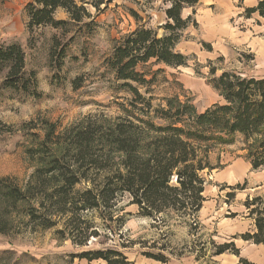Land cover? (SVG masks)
Listing matches in <instances>:
<instances>
[{
  "label": "rangeland",
  "instance_id": "rangeland-1",
  "mask_svg": "<svg viewBox=\"0 0 264 264\" xmlns=\"http://www.w3.org/2000/svg\"><path fill=\"white\" fill-rule=\"evenodd\" d=\"M31 1L0 0V43L18 42L26 49L28 67L37 73L40 93L39 97L25 99L10 92L0 93V178H9L20 188L35 171L26 150L44 140L46 123L62 132L89 118L112 124L121 117L128 118L133 97L120 88L123 83L115 79L106 60L116 43L137 28L129 11H136L143 18L140 23L149 28L166 24L162 0H114L99 10L88 6L94 18L93 31L69 34L75 40L58 69L59 60L51 59L50 53L52 38L60 37V32L51 27L37 30L35 48L28 49L24 8ZM260 1L200 0L196 7L185 9L183 17L191 16L195 23L181 33L176 51L186 57L187 65L175 68L155 60L142 64L137 71L148 84L135 86L155 109L165 107L167 99L179 98L202 113L223 102L210 83L214 77L233 72L264 78V16L258 11L247 12L257 8ZM57 18L66 20L67 16L60 11ZM162 34L160 30L159 36ZM77 78L82 79L80 89H74ZM247 153L240 135L232 144L212 147L209 160L213 170L202 174L207 201L195 217L171 215L161 222L142 218L126 195L115 214V219L122 221L110 224L92 214L90 219L99 226L102 236L86 247L59 238L55 231L62 225L53 230L13 226L9 235L0 234V264H105L75 256L109 249L122 252L135 264H264V247L243 239L255 230L245 202L264 197V167L254 170ZM236 187L245 189L234 190ZM230 193H235L233 198ZM109 225L115 232L110 234ZM231 243L239 254L232 247L216 255L219 246Z\"/></svg>",
  "mask_w": 264,
  "mask_h": 264
},
{
  "label": "trees",
  "instance_id": "trees-1",
  "mask_svg": "<svg viewBox=\"0 0 264 264\" xmlns=\"http://www.w3.org/2000/svg\"><path fill=\"white\" fill-rule=\"evenodd\" d=\"M113 1L32 0L24 8L28 49L35 48L37 30H57L61 36L52 38L50 54L51 59L58 58L61 69L75 40L69 34L93 31L95 23L88 6L99 10ZM199 3L200 0H162L166 24L157 29L142 25L143 18L129 11L137 28L116 43L106 60L115 79L123 83L120 88L133 97L128 118L121 117L115 124L89 118L62 132L46 123L44 140L26 150L35 164L29 182L20 188L11 179L0 178V234L9 235L15 225L32 230H53L62 225L55 231L59 238L86 247L102 236L99 226L90 219L92 214L110 224L122 221L115 219V214L126 195L129 205L136 206L142 218L161 222L171 215L195 217L207 201L202 174L213 170L211 149L215 144H232L236 135L242 136L247 145L252 168L264 167V78L242 77L233 72L214 77L210 83L220 92L223 102L202 113L179 98L167 99L165 107L155 109L135 86L148 84L137 71L142 64L155 60L175 68L187 65L186 57L176 47L181 33L195 23L191 16L183 17L184 10ZM60 11L66 14V20L57 18ZM257 11L264 16V0L247 12ZM81 82L77 78L74 89H80ZM2 92L23 99L40 96L37 73L29 69L26 49L18 42L0 43ZM234 194L228 196L233 198ZM245 208L255 230L243 239L264 247V197L248 198ZM15 219L20 224H15ZM109 228L110 234L115 232L112 225ZM232 247L239 254L231 243L219 246L216 255ZM145 255L164 261L160 256ZM75 257L89 263L135 264L122 252L111 249L86 251Z\"/></svg>",
  "mask_w": 264,
  "mask_h": 264
}]
</instances>
